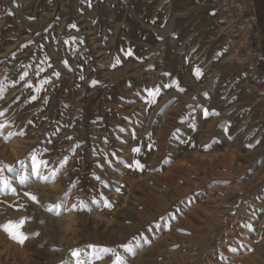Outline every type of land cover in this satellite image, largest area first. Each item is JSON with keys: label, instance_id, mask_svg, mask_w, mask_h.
I'll return each mask as SVG.
<instances>
[{"label": "rangeland", "instance_id": "rangeland-1", "mask_svg": "<svg viewBox=\"0 0 264 264\" xmlns=\"http://www.w3.org/2000/svg\"><path fill=\"white\" fill-rule=\"evenodd\" d=\"M248 15L241 0H0V226L27 236L0 227V264H264Z\"/></svg>", "mask_w": 264, "mask_h": 264}, {"label": "built area", "instance_id": "built-area-1", "mask_svg": "<svg viewBox=\"0 0 264 264\" xmlns=\"http://www.w3.org/2000/svg\"><path fill=\"white\" fill-rule=\"evenodd\" d=\"M243 7L246 11L251 12L253 9V3L252 0H241ZM245 23L247 25L246 29H248L250 26H252L251 32L247 33L245 38V47L246 50L249 52L251 65L253 68L257 69L260 63V60L262 58V55L259 48V40H258V34L256 31L253 30V24H252V16H247ZM236 23L234 18H230L227 23L224 25V29L231 31H234V34L232 36H239L241 35L243 37V33L240 31H236ZM240 32V33H239ZM240 38V37H238ZM249 58V57H248ZM258 77L264 78L263 75H258Z\"/></svg>", "mask_w": 264, "mask_h": 264}, {"label": "snow or ice", "instance_id": "snow-or-ice-1", "mask_svg": "<svg viewBox=\"0 0 264 264\" xmlns=\"http://www.w3.org/2000/svg\"><path fill=\"white\" fill-rule=\"evenodd\" d=\"M118 62H119V61L117 60V63H118ZM195 74H196V76L199 78V76H200L202 73L200 72L199 69H196V70H195ZM25 75H27V73H25ZM23 78H24V77L22 76L21 79H23ZM45 82H47V81H45ZM93 83H95V81H94ZM0 91H3V89L0 88ZM149 94H150V95H155L156 93H155V92H150ZM0 115H2V113H0ZM205 115H208V113H205ZM0 127H2V125H0ZM10 135H11V134H10ZM132 151H133L134 153H139V152H140V148H139V147L133 148ZM32 160H33V169H34L35 171H38L39 168H40V166H41V164L44 163V162L39 161V160L37 159V157H35V156L32 157ZM134 163H135V165H136L137 168H140V169L143 168V165L140 164L139 161H135ZM129 167H131V165H129ZM10 170H11V169H10ZM43 179H47V177H44ZM96 179H100V178H99V177H96ZM0 184H2L4 187H8V183H7L6 181H0ZM13 191H14V190H13ZM26 195H29L30 198H31L32 200H34V201L37 199L34 195H31V194H29V193H26ZM109 207H110V205H109ZM22 225H23V220H21V221L18 222V223H15V222H9L7 225H3V226H0V227H2L3 230H4L5 232H7L8 235H9L12 239L17 240L19 243H23L24 240L27 239V236H26L22 231H20V228L22 227ZM74 255H76L77 257H79L80 254L77 252V253H74ZM77 264H84V262H82V261H80V260L78 259Z\"/></svg>", "mask_w": 264, "mask_h": 264}, {"label": "crops", "instance_id": "crops-1", "mask_svg": "<svg viewBox=\"0 0 264 264\" xmlns=\"http://www.w3.org/2000/svg\"><path fill=\"white\" fill-rule=\"evenodd\" d=\"M248 16H252L251 12H248ZM254 18H255V31L258 34V40H259V48L258 50L260 51L262 55V63L264 66V0H254ZM260 75L264 74L260 73ZM261 78V77H260ZM263 79V78H261Z\"/></svg>", "mask_w": 264, "mask_h": 264}, {"label": "trees", "instance_id": "trees-1", "mask_svg": "<svg viewBox=\"0 0 264 264\" xmlns=\"http://www.w3.org/2000/svg\"><path fill=\"white\" fill-rule=\"evenodd\" d=\"M253 30L255 31V27L253 26ZM257 70L262 74H264V66H263V63H262V60H260V63H259V66L257 68ZM260 78V77H258ZM255 86L258 87L259 89L261 90H264V78L261 79L258 81V83H255Z\"/></svg>", "mask_w": 264, "mask_h": 264}]
</instances>
